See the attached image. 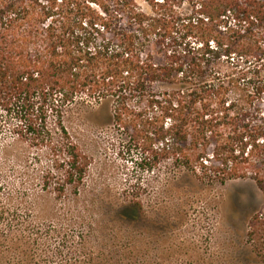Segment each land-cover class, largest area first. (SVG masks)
I'll list each match as a JSON object with an SVG mask.
<instances>
[{
	"label": "trees",
	"instance_id": "1",
	"mask_svg": "<svg viewBox=\"0 0 264 264\" xmlns=\"http://www.w3.org/2000/svg\"><path fill=\"white\" fill-rule=\"evenodd\" d=\"M263 25L258 0H0V134L52 161L44 191L78 194L90 163L66 118L110 102L141 174L167 164L264 195ZM247 237L264 263V209Z\"/></svg>",
	"mask_w": 264,
	"mask_h": 264
},
{
	"label": "rangeland",
	"instance_id": "2",
	"mask_svg": "<svg viewBox=\"0 0 264 264\" xmlns=\"http://www.w3.org/2000/svg\"><path fill=\"white\" fill-rule=\"evenodd\" d=\"M111 109L81 107L66 118L90 163L78 194L44 191L52 161L15 142L8 126L0 134V264H264L247 237L264 209L256 184H209L167 164L141 174L119 155Z\"/></svg>",
	"mask_w": 264,
	"mask_h": 264
}]
</instances>
